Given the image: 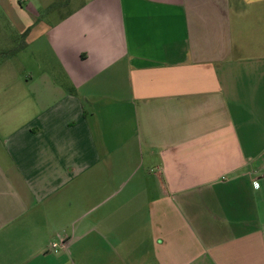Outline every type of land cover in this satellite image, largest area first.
I'll list each match as a JSON object with an SVG mask.
<instances>
[{"label": "crops", "instance_id": "crops-1", "mask_svg": "<svg viewBox=\"0 0 264 264\" xmlns=\"http://www.w3.org/2000/svg\"><path fill=\"white\" fill-rule=\"evenodd\" d=\"M42 32L69 84L40 77L3 135L0 264L75 245L101 264H264V0H84Z\"/></svg>", "mask_w": 264, "mask_h": 264}, {"label": "rangeland", "instance_id": "rangeland-1", "mask_svg": "<svg viewBox=\"0 0 264 264\" xmlns=\"http://www.w3.org/2000/svg\"><path fill=\"white\" fill-rule=\"evenodd\" d=\"M84 0H21L16 4V8L9 6L8 0H0V167L4 168L2 162V147L4 146V136L6 132L14 129L19 122L24 123L32 113L30 97L34 86L43 75L62 84L65 82L59 65L50 54L44 43L42 35L46 37L43 30L47 24L55 22L59 16L71 11ZM17 9L15 18L14 10ZM21 19V20H19ZM20 21V22H19ZM19 22V23H18ZM23 28L24 34H20ZM28 43V44H27ZM22 45V46H21ZM67 88H71L67 85ZM101 107L105 112L109 105L97 106L84 102V108L88 117ZM112 106H110L111 108ZM103 131H108L109 122H104ZM109 132V131H108ZM108 134V133H107ZM114 144V142H113ZM13 193V192H12ZM27 206H25L26 208ZM37 206L29 203V209ZM40 208H45L40 204ZM21 217H25V211L21 212ZM38 217H36L37 221ZM58 238L55 240L56 242ZM78 245L72 248L71 261L62 262L52 258L44 259L41 262H31L32 264H101L95 259L94 254L79 258ZM62 247H58L60 253ZM53 252V251H52ZM48 253L56 256L58 253ZM59 256V255H58Z\"/></svg>", "mask_w": 264, "mask_h": 264}, {"label": "built area", "instance_id": "built-area-1", "mask_svg": "<svg viewBox=\"0 0 264 264\" xmlns=\"http://www.w3.org/2000/svg\"><path fill=\"white\" fill-rule=\"evenodd\" d=\"M62 247L63 246V243H62V241H59V242H52L51 244H50V248H51V250L53 251V252H57L58 251V247Z\"/></svg>", "mask_w": 264, "mask_h": 264}]
</instances>
